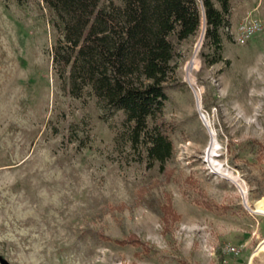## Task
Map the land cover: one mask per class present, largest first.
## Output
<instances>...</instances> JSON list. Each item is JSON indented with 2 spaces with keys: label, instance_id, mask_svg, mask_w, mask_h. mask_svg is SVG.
<instances>
[{
  "label": "rangeland",
  "instance_id": "rangeland-1",
  "mask_svg": "<svg viewBox=\"0 0 264 264\" xmlns=\"http://www.w3.org/2000/svg\"><path fill=\"white\" fill-rule=\"evenodd\" d=\"M229 22L214 64L204 18L174 38L167 176L132 147L122 111L89 88L71 95L45 1L0 0V264H264V0H231ZM253 22L262 30L239 43ZM132 235L150 250L116 242Z\"/></svg>",
  "mask_w": 264,
  "mask_h": 264
},
{
  "label": "trees",
  "instance_id": "trees-1",
  "mask_svg": "<svg viewBox=\"0 0 264 264\" xmlns=\"http://www.w3.org/2000/svg\"><path fill=\"white\" fill-rule=\"evenodd\" d=\"M28 0H17L24 5ZM63 26L64 37L53 53L54 69L66 80L71 95L89 88L103 108L126 116L132 147L147 154L150 163H165L175 152V125L164 116L167 88L177 79L176 46L195 37L206 16L207 37L222 59L221 29L230 24L231 0H44ZM164 219L176 220L171 204ZM117 243L148 245L132 235Z\"/></svg>",
  "mask_w": 264,
  "mask_h": 264
},
{
  "label": "built area",
  "instance_id": "built-area-1",
  "mask_svg": "<svg viewBox=\"0 0 264 264\" xmlns=\"http://www.w3.org/2000/svg\"><path fill=\"white\" fill-rule=\"evenodd\" d=\"M261 30L262 24L259 22L241 24L237 29V41L244 44Z\"/></svg>",
  "mask_w": 264,
  "mask_h": 264
},
{
  "label": "bare ground",
  "instance_id": "bare-ground-1",
  "mask_svg": "<svg viewBox=\"0 0 264 264\" xmlns=\"http://www.w3.org/2000/svg\"><path fill=\"white\" fill-rule=\"evenodd\" d=\"M197 64V61H196V55L191 59V61L188 63L187 65V75L188 77L190 78L191 80V72L192 70L195 68V65ZM198 101H199V98H198ZM200 103V101H199ZM206 123H207V119H206ZM213 147V146H212ZM210 151V150H209Z\"/></svg>",
  "mask_w": 264,
  "mask_h": 264
},
{
  "label": "water",
  "instance_id": "water-1",
  "mask_svg": "<svg viewBox=\"0 0 264 264\" xmlns=\"http://www.w3.org/2000/svg\"><path fill=\"white\" fill-rule=\"evenodd\" d=\"M203 12H204V20H205V23H206V16H205V10H203ZM199 108H200V110H201V107H200V103H199ZM201 116H202V119L206 122V117H205V115L202 113L201 114Z\"/></svg>",
  "mask_w": 264,
  "mask_h": 264
}]
</instances>
